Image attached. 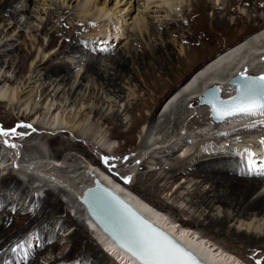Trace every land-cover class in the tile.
Segmentation results:
<instances>
[{"label":"rangeland","instance_id":"1","mask_svg":"<svg viewBox=\"0 0 264 264\" xmlns=\"http://www.w3.org/2000/svg\"><path fill=\"white\" fill-rule=\"evenodd\" d=\"M69 1L70 0H46L45 4H43L41 0H21V3L15 6V11L24 9L25 6H27L28 13L23 14L24 16L21 14H13L15 15L13 18L7 17L0 20V46L5 42L13 44V46L9 48L14 49V52H12L13 54L11 52L8 53L11 56L26 52L32 54L26 71H23L22 73H19V58L16 60H10V58L5 57L0 64V76L6 73L8 76H13L15 77L14 79H17L13 83H7L6 86L5 83L0 86V103L4 102L6 106L4 109L0 108V128L8 132V135H0V180L9 175L17 176L24 185V188H29L28 190L35 192V195L38 196L40 201H44L47 193L53 191L61 198L64 205L63 210L58 214V217L65 218L66 216H69L75 220L76 224L68 226L64 231L62 229L58 230V232L56 229V232L53 235L51 234V228L45 230L49 239L52 241L58 239L61 248L55 251L51 248L45 249L42 254L38 255L40 257L39 264H52L56 260L61 261L63 256H66L72 251V244L68 239L69 235L71 232L73 233L76 231L77 226H82V221L84 222V220H82L81 214H79V209L75 202V195L70 192L73 189L78 188L82 178L81 174L84 172V167L89 165H93L99 168V170L108 172L113 179L116 177L120 180L125 179L129 182V185L131 183L136 184V181H139V183L135 185L136 187H132L131 190L161 210L170 220L181 224L185 228L193 229L199 235L206 237L207 240L217 245V247L224 250L226 253L239 258L245 264H264L263 243L254 246L245 242L240 243L234 237L231 238L228 236V238L232 240L230 244L216 234L206 230L205 226L202 227L194 224L195 217L200 216L202 210L198 211L195 207L193 208L191 205L189 206L186 201H175L173 198L170 199L171 194L180 184L184 185L186 188L185 192L187 193L189 190L191 191V189L195 188L193 186L199 179L192 177L191 175L180 174L175 180L170 181V186L166 191L157 193L154 192V190L150 191L145 189V186H149L154 180L149 176L150 172H157L159 176L164 173L161 177H164L163 179H168L170 176H167L168 168H171L175 163L174 159H167L165 155L163 157V155L159 153V149L162 148V145L155 144L154 137H158V131L162 126L164 127L163 123L165 122V118L163 117V111L165 109L158 113L162 105L197 70L202 68L220 53L264 28V25L252 20L253 23L251 24L255 26V30L247 32L243 29L245 21L242 19V22L237 21L240 26H233L230 31L221 33V31L215 27L216 17L214 20L208 17V14L212 16L213 11L220 12V10L207 9L205 11V17L207 20H203L204 13L203 16L197 15L191 18L190 13L192 9H195L201 0H185L181 9L180 7L177 8L180 12L177 13V16L175 17L169 16L170 14L164 10L159 12L157 9L152 10L153 12L150 13V17L147 18V21L148 23L151 22V28L154 30L157 28V31L153 32V35H149L151 36L150 38L148 32L147 36L140 33L138 34L139 30L134 23V17L132 19H129L128 17L126 18L127 21L123 22L121 19H118L120 14L115 15V17L110 16L115 8H113V11H111L108 17L106 16L102 19L92 20L89 17L84 16V13L80 12V7H77L81 4V0H78L77 2H75V0ZM101 1H107L109 4L111 3V8L116 2L115 0ZM131 1L132 0H130V2ZM207 1L213 2L216 0ZM218 1L219 3L224 2V6L228 3V0ZM132 4H135L136 9L139 7L142 8L144 0H133ZM65 8L68 9L69 12L68 15L65 16L66 28L71 31H74L76 27L81 29L75 33L73 32V34H76L75 43L82 49V54H63L61 51V46L63 44L62 37H59L54 44L49 46L53 41L52 30L50 29L54 26L57 27L60 25V23H58V18ZM240 8L243 9L242 7ZM41 9H44V11L42 12ZM15 17L17 18V21L20 22V25H15ZM233 18L236 17L233 16ZM247 21L248 24H250L251 20L248 19ZM173 23L176 24L172 25ZM202 24H204V26H202ZM165 26L170 27L172 29L171 32H168L169 28H166ZM179 26L183 31L179 32ZM45 27L49 29H43ZM142 31H144V29H142ZM174 31L176 33H173ZM175 40L176 43L174 44ZM181 46H184V53L182 54L180 53ZM157 48L159 49V53L157 56L154 55V58L150 57V62L147 65V68L135 65L132 67L133 73L131 72L128 76H122L123 79L120 81V88H123L124 90L121 98H117L110 94L103 96L102 92L96 96V91L95 96H85L84 99H82L81 105H83V109H81V105L79 106L78 103L71 104L73 101L72 99H70L71 101H67L66 106L65 103H61L63 94L59 96L60 100H55L56 97L52 100L53 97L51 96L44 101V96H40L42 90L40 85L45 80L43 76L44 71L42 70L41 65L50 59H52L55 64L63 62L64 59V61L72 65L69 70V75L71 77L75 76L80 79L83 76L81 82H83V84H87L88 82L89 85H91L93 84L95 77L86 72V61L92 59L90 55H93L94 53L97 55L101 50L107 49L104 54L105 57L116 56L119 52H122L123 55H128L126 57H129L132 54L140 56L145 50L150 51V49L156 50ZM8 67H13L10 72ZM109 67L108 71L111 72L112 70V73H114L115 69L113 70V66L110 64ZM13 71L15 73H12ZM38 73H40L39 77L28 81L29 78H34ZM146 76L152 78V80L147 78L149 83H146L143 80ZM35 81L37 82L34 83ZM152 81L158 82L162 90L157 92L150 89L148 84ZM61 87H63V85ZM68 88L69 87L67 86L66 91ZM148 91V95L152 98L160 97L161 100L157 111L155 112V114H157V120L155 124L151 125L154 131L148 123H144L141 124V126L139 125L140 129H137V132H134L135 135L133 141H130L127 137L115 138V130L112 129L113 127H108L103 120L94 117L96 106L100 109L102 105H105L102 107L101 111H105L107 107H110L105 115L111 117L113 115L112 113L119 111V113L122 114V121L124 123L123 127L119 128L120 132L123 134H127L128 132L131 133L134 131L131 122L135 118V115L130 112L126 114L124 112L125 107L128 104H133L137 98H142ZM124 96H127L125 100H123ZM69 97L71 98V96ZM101 97L105 100L102 99L103 101H100L99 99ZM146 97L147 95L145 98ZM50 104L54 105L51 113L56 109L58 104L61 106L57 113H55L56 116L52 117L51 114H48L49 116L47 117L46 113ZM131 106L132 105H130V107ZM187 106L188 105H186L184 110V116L182 115L181 118V126L184 129H187H185L186 131H181L185 134L194 131L196 133H201L204 137L191 138V145L189 143L188 145H180V148H177V151H183L175 157H180L187 151H189L191 155H194L193 158L206 155L204 152L207 154L222 152L239 158L241 164L235 162L236 158H233L234 160L229 159V163L231 165L230 167L239 168V172L243 173L240 175L241 177L247 178L246 176L251 175L264 178V171H261V173H249L248 169L244 166L247 162H249L248 165L251 166V161L249 159L245 160V158H247V153L250 151L253 152L254 148L256 149L258 147L255 151V155L262 156V153H264V130L262 129L261 132H255L248 129L249 127L255 129L257 124L261 126L263 123H257L258 121H254L255 123H251L249 126L239 127L235 130H231L229 134L224 137L216 138L223 129L228 128L218 127L217 129H213V124L206 122L201 128H193V130L188 129L192 127L191 117L195 112L198 114V112L201 111L202 113H199L204 114L205 116L207 114L204 113L205 110L202 107H199L198 103L195 106L192 104L188 107ZM92 108L93 110H91ZM36 109H43L41 111V113H43L41 118H39L40 114L35 116L34 119L32 117L27 121L23 120L24 118H20V115L24 111L29 113L31 110L33 111ZM190 111L192 112L190 113ZM37 123L40 126L36 125ZM12 129H15V132H12ZM167 131L168 130L166 129V132ZM181 131H177L175 136H173V134L168 136L165 133L164 135L168 137V142L170 141L173 144L178 138L176 137V134H181ZM140 132L143 134L140 135ZM32 134L48 137L61 134L65 141L69 140L71 143H74L73 145L80 144L81 147L78 149L72 148L69 151H63L60 157L53 159V152L46 141L40 138L26 141V138ZM149 134L150 136H148ZM168 134H170V131ZM161 136H163V133ZM145 138L146 143L149 146H147V144L141 146V140H145ZM203 140L205 144L203 143ZM168 142L167 145L170 146ZM25 145L29 146V148ZM34 145L38 146V149L32 148ZM167 145H165V148H167ZM197 146L200 148H196ZM99 148H101V150ZM195 149L197 152L201 150L202 154L197 153ZM151 155L152 158H150ZM90 156L95 159V163ZM142 164H144V166H142ZM240 167L242 168L240 169ZM115 181L117 180L115 179ZM163 181L165 182L166 180ZM159 185L161 184L159 183ZM209 188V184H204L202 189L206 190ZM4 193L5 191L0 189V207H8L13 210L17 209L21 214H27L35 205V201H31V198L28 197L27 193L24 195V193L16 191L8 197L5 196ZM261 193H264V188L256 195ZM256 195L254 196L256 197ZM172 205L179 209L176 214L168 208L172 207ZM218 207L219 206H217L213 212L206 210L205 214L211 213L214 217L222 216L223 210ZM229 213L231 214L232 212ZM9 218L10 217L7 216V214L2 215L0 217V227L3 223H8ZM189 224L192 225L188 226ZM231 229L246 233L255 232L263 236L264 214L257 217L252 215L247 218L233 217ZM42 230L43 229L38 230L33 228L25 234L18 233L19 235L17 234L16 237L11 239V242L13 243L16 240H21V242L18 243L21 244L23 240L28 242L26 237H29L30 242L33 243L32 246L23 245V247L19 248L21 250L19 255L21 257H29L30 254L35 252L36 246L39 247V249L43 248V244L41 243L44 240ZM83 234H86L85 236L89 241L92 240V238L97 241L92 231L83 228ZM99 243L100 242H97L96 245L101 247ZM232 243L236 246L232 245ZM96 245L93 244L94 248L98 251ZM2 264L21 263L14 261V259L10 257L8 259L6 258ZM60 264L66 263L61 261Z\"/></svg>","mask_w":264,"mask_h":264},{"label":"bare ground","instance_id":"2","mask_svg":"<svg viewBox=\"0 0 264 264\" xmlns=\"http://www.w3.org/2000/svg\"><path fill=\"white\" fill-rule=\"evenodd\" d=\"M41 1L43 4H45L46 2V0ZM77 1L78 0H75V2ZM115 1L116 2L114 3L112 8L110 7L111 3L109 4V2L107 1L102 2L101 0H81V4L79 3L80 5H78L77 7H80V12L84 13V16H87L92 20L102 19L106 16L108 17L111 11H113V8H115L114 12L110 16L115 17V15L120 14V16H118V19H121L123 22L127 21L126 18L128 17L129 19H132L134 17V23L137 25L139 30L138 34L140 33L144 34V36H147L148 32L149 36L153 35V32L157 31V28L156 30L152 29L151 22L148 23L147 21V18L150 17V13L153 12V9H157L158 12L164 10L170 14L169 16L175 17L177 16V13L180 12V10H177V8L180 7L181 9L185 2V0H144L143 7H139L138 9H136L135 4H132L133 0L131 2L130 0ZM19 3H21V0H0V20L7 17L13 18L17 14L23 15L28 13L27 6H25L24 9L15 11V6ZM223 4L224 2L219 3L218 0L213 2L201 0V2L198 3L196 8L192 9L190 13L191 18L197 15L203 16L204 13L203 20H207V18L205 17V11L207 9H218L220 10V12L213 11L212 16L208 14V17L212 20H214V18L216 17L215 27L219 29L221 33L230 31L231 27L233 28V26H240L237 21L242 22V19H244L245 21L243 24V29H245L247 32L255 30V26L251 24L253 23L252 20H254V22L257 21L261 25H264V0H228L226 6H224ZM239 6L243 9H241ZM41 11L43 12L44 9H41ZM68 13V9L65 8L58 18V23H60V25L57 27L54 26L50 29L52 30L53 41L51 44H49V46L54 44L59 37H62L63 44L61 46V51L63 54H82V49L78 46V44L75 43L76 34H73V32L75 33L80 28L76 27L74 31L68 30L66 28L65 16H67ZM233 16L236 18H233ZM248 19L251 20L250 24H248ZM14 20H16L15 25H20V22L17 21V18ZM175 24L176 23H173L172 25ZM202 26H204V24H202ZM166 28H169L168 32H171L172 29L170 27L167 26ZM43 29L48 30L49 28L45 27ZM142 29H144V31H142ZM181 31L183 30L179 26V32ZM173 33L176 32L174 31ZM149 37L151 38V36ZM175 43L176 40L174 41V44ZM12 46L13 44H10L8 42H5L0 46V64L1 62H3V59L5 57L10 58V60H16L19 58V73H22L23 71H26L28 62L32 57V54L26 52L23 54H16L14 56H11L8 53L14 52V49H9ZM183 48L184 46H181L180 48L181 54L184 53ZM106 50L107 49L101 50L97 55L95 53L93 55H90L92 59L86 61V72L95 77L94 82L91 85H89L88 82L87 84H83V82H81L83 76L80 79L75 76L71 77L69 75V70L71 69L72 65L68 64L66 61H64V59L63 62L57 64L53 63L52 59L44 62L41 66L42 70L44 71L43 76L45 80L40 85L42 87L40 96H44V101L51 96L53 97L52 100L55 97V100H60L59 96L63 94V99L61 100V103H65V106L67 104V101H69L70 99L73 100L71 104L78 103L80 106L82 99H84L85 96H95L96 91V96H98L102 92L103 96L106 94H110L116 96L117 98H121L122 92L124 90L123 88H120V81L123 79L122 76H128L132 72V67H134L135 65L138 67L143 66L147 68V65L150 62V57H153L154 55L157 56V54L159 53V49L157 48L156 50H145V52H143V54H141L140 56L132 54L129 57H126L128 55H123L122 52H119L118 54H116V56L105 57L104 54L106 53ZM109 63L113 66V70L115 69L114 73H112V70L111 72L108 71L110 68ZM8 68L10 69V72L13 67ZM12 73L15 72L13 71ZM40 73H38L34 78H29L28 81L36 79L37 77H39ZM239 74L260 75L264 77V28L254 33L250 37L244 39L243 41L239 42L238 44L232 46L231 48L225 50L224 52L220 53L211 61L206 63L202 68L197 70L184 84H182L172 94V96L162 105L158 113L160 111L162 112V110L165 109L163 111V117L165 118V122L163 123L164 127L162 126L158 131V137H154L156 142L155 144L162 145V148L159 149V153H161L163 157L165 155L167 159H174L175 163L173 162L174 165H172L171 168H168L169 170L167 171V176L170 175L168 179H163L164 177H161L164 173L159 176L157 172H150L149 176L154 180L149 186H144L146 190H154V192L158 193L166 191L167 188H169L170 186V181L175 180L180 174L188 176L191 175L192 177L199 179L197 180V182H195L193 186L195 188L191 189V191L189 190L187 193L185 192L186 188L184 187V185L180 184L173 191L170 199L173 198L175 201H186L189 206L191 205V207H195L198 211L202 210L200 216L195 217L194 219L195 225L197 224L198 226L202 227L205 226L206 230L216 234L217 236L221 237L230 244L232 240L228 238V236L231 238L234 237L240 243L245 242L249 245L255 246L262 243L264 244V235L262 236L255 232L246 233L237 231L235 229L233 230L231 229V223L233 217L247 218L248 216L250 217L252 215L257 217L264 214V193L256 195L259 191L264 188V178H259L251 175L246 176L247 178L241 177L240 175H242L243 173L239 172V168L230 167L231 165L229 163V159L236 158L235 162L241 164L239 158L233 157L232 155L222 152L212 154L208 153L210 154L208 155L203 151L206 155H201L202 157L193 158L194 155H191V153L187 151L180 157H175L183 151H177V148H180V145L182 146L184 144H190L191 138L204 137V135H202L201 133H196L194 131L186 134L181 131H186L185 129H187H184L181 126V118L182 115L185 113L184 110L186 105L190 106L192 104L193 106H195L197 103L199 104V98L203 95L204 91L214 85H219L221 87L222 98H230L234 95L235 88L230 86L229 80ZM14 78L15 77L8 76L6 73H4L2 76H0V86L3 83H5L6 86L7 83L15 82L17 79ZM147 78L149 77L146 76V78H143V80L146 83H149ZM149 79L152 80V78ZM153 81L148 84L149 88L153 91H161L162 88L159 83ZM36 82L37 81H35L34 83ZM62 85L63 87H61ZM67 86L69 88L66 91ZM148 93L149 91L142 98H137L133 104H130L132 105L131 107L129 104L125 107L124 112L126 114L130 112L134 113L135 115V118L131 122V126L133 127L134 131L131 133L128 132L127 134H123L120 132L119 128L123 127L124 123L122 121V114H120L119 111L112 113L113 115L111 114V117L105 115V113L110 107H107L105 111H101L102 107H104L105 105H102L100 109L96 106L94 111V117L98 118L99 120H103L104 123L108 125V127H113L112 129L115 130V138L127 137V139H129L130 141H133L135 135L134 132H137V129H140L141 124L148 123V125L151 126L155 124L157 120V114H155V112L157 111L161 100L160 97L152 98L150 95H148ZM146 95L147 97L145 98ZM2 96L5 97L4 95ZM69 96H71V98ZM126 97L124 96L123 100H125ZM102 99L105 100L103 97H101L99 100L101 101ZM5 107V103L1 102L0 108L4 109ZM53 107L54 105L52 104H50V106L48 107L46 113L47 117L49 116L48 114H51L52 117L56 116L55 113H57V111L61 108V106L58 104L56 109L51 113ZM199 107H202L205 110L204 113H206L207 115L205 116L204 114H201V111H199L201 113L198 112V114H196L195 112L196 115L193 114L191 117L192 127L188 128L190 130H193V128H201L202 125L206 122L213 124V129H217L218 127H227L228 129H223V131L219 133L216 137L221 138L229 134L231 130H235L239 127L249 126V124L255 123L254 121H258L257 123H263L261 125L262 127L257 124L255 129L249 127V130L255 132H261L262 129L264 130V112H257L251 115L241 114L222 122H213L211 119L209 108L207 106L200 105ZM80 108L83 109V105H81ZM42 110L43 109H36L33 111L31 110V112L29 113L24 111L20 115V118H24L23 120L27 121L30 120L32 117L34 119V117L38 114H40L39 118H41L43 114L41 113ZM91 110H93V108ZM191 112L192 111H190V113ZM172 115L175 117H173ZM36 125L40 126L38 123ZM166 129L168 130L167 132ZM169 131L170 134H168ZM177 131H181L183 134H176V137L178 138L175 140V143L173 142L172 144L170 141L169 143L168 137L166 135L171 136L173 134V136H175V133ZM162 133L163 136H161ZM164 133L166 135H164ZM141 134L143 133L140 132V135ZM148 136H150V134ZM36 138H40L50 145L51 150L53 152V159L60 157L63 151H69L72 148L78 149L79 147H81L80 144L73 145L74 143H71V141H65L61 134L52 137L37 136L35 134H32L26 138V141H30ZM167 142L168 144H170V146L167 145ZM146 144V138L145 140L142 139L141 146H145ZM165 145H167V148H165ZM147 146L149 145L147 144ZM198 147L199 146H197L196 148ZM27 148H29V146H27ZM32 148L38 149V146L34 145ZM101 148L99 149L101 150ZM256 149L254 148L253 152L250 151L249 153H247V158H245V160L249 159L251 161V166L248 165L249 162L245 163L244 165L245 168L248 169L249 173H261V171H264V153H262V156H257L255 155ZM197 153L202 154L201 150ZM150 158H152V155L150 156ZM91 159L95 163V159H93L92 157ZM142 166H144V164H142ZM241 168L242 167H240V169ZM81 175L82 178L78 185V188H75L73 190L70 189L73 191H71L70 193H73L75 195V202L79 209V214H81V218L82 220H84V222L82 221V226H77L75 232L70 233L68 239L69 242L72 244V251L66 256L62 257V262H65L66 264H117L118 260L124 264H145V262L142 261V259H140L138 256H136L134 252H132L120 242L115 240L107 232H104V230H102L100 226H98L94 221L90 220L86 216L85 206L82 202V198H84L90 188H93L95 186L96 180H99L101 184L107 187L111 186L112 189H115L125 200L131 203L132 206L136 207L138 211H140L146 218L157 224L162 229H165L167 232H169V234L173 235L183 245H185L187 248H189L191 251H193L195 254H197L200 258H202L209 264H245L239 258L226 253L224 250L217 247V245L207 240L206 237L199 235L193 229L185 228L181 224L170 220L161 210L153 206L151 203L147 202L137 193L133 192L131 190L132 187H136L135 185L139 183V181H136V184L131 183L129 185L128 181H126L125 179H117L116 176L115 179L117 181H115L113 177H110L108 172L99 170V168L93 165L84 167V172ZM163 180L166 181L164 182ZM159 183L161 185H159ZM204 184H209L210 188L203 190L202 188ZM0 189H3L5 191L4 194L7 197L12 195L16 191H19L20 193H24V195L27 193L28 197L31 198V201H35V205L30 209L27 214H21L17 209L13 210L8 207H0V209L2 208L0 211V217L4 214H7V216L10 217L9 222L6 224L3 223L0 227V264H2L6 258L8 259L10 257H12L14 261H18L21 264H39L40 257L38 255L42 254L45 249L51 248L53 251H55L61 248L58 239L54 241L49 239L47 233H45V230H49L51 228V234L53 235L56 232V229L57 231L62 229L64 231V229L68 226L76 224L75 220L69 216H66L65 218L58 217V214L63 210L64 205L61 201V198L58 197L57 194H55L53 191H49L45 197V200L40 201L38 196L35 195L36 193L28 190L29 188H24V185L15 175H9L0 180ZM254 195H256V197ZM87 205L90 208L98 211L99 214H101L102 216H104L106 220L110 222L111 227L115 229L119 233V235L128 242L127 218L128 213L130 211L126 209L123 205H121L116 200V198L108 191V189L104 187H99V189H93V191H91V193L87 197ZM217 206H219L218 208H222V216L214 217V215H211V213L205 214L206 210L213 212V210ZM168 208L174 214L179 211V209H177V207H174L173 205L172 207ZM229 212L232 213L230 214ZM190 225L192 224H189L188 226ZM89 227L91 228L97 241L93 240V238L89 241L85 236L86 234H83V228L90 230ZM33 228H36L38 230L43 229L42 236L44 240L41 242L43 244V248L39 249V247L36 246L35 252L30 254L29 257H21L19 255L21 253V250L19 248L23 247V245L32 246L33 243L30 242L29 237H26L28 242L23 240L21 244H18L19 242H21V240H16L13 243L11 242V239L13 237H16L18 233L25 234L31 231ZM95 242H100L99 244L101 245V247H98ZM93 244L96 245L98 251L94 248ZM232 245L236 246L233 243ZM61 261L56 260L52 264H60ZM194 264L197 263L194 262Z\"/></svg>","mask_w":264,"mask_h":264},{"label":"snow or ice","instance_id":"3","mask_svg":"<svg viewBox=\"0 0 264 264\" xmlns=\"http://www.w3.org/2000/svg\"><path fill=\"white\" fill-rule=\"evenodd\" d=\"M257 112H264V77L249 85L240 103L232 105L224 114ZM0 135L8 132L0 128ZM127 237L129 250H135L145 264H194L189 253L132 212L128 213Z\"/></svg>","mask_w":264,"mask_h":264},{"label":"water","instance_id":"4","mask_svg":"<svg viewBox=\"0 0 264 264\" xmlns=\"http://www.w3.org/2000/svg\"><path fill=\"white\" fill-rule=\"evenodd\" d=\"M263 77L260 75H247V74H239L229 80L230 86L235 88V93L230 98L224 99L221 97V87L219 85H214L208 89H206L203 93V95L199 98V105L200 106H207L210 110L211 119L213 122H222L229 118H232L234 116L241 115L243 113H236L234 115H225L224 113L227 111L228 108H230L232 105L240 103L241 98L243 94L245 93L247 87L249 85H252L254 82L258 81V78ZM99 187H104L108 189V191L116 198V200L123 205L126 209H128L130 212L137 215L139 218L144 220L145 222L150 223L156 230L161 232L164 236H166L168 239H170L173 243H175L178 247L184 249L187 253H189L193 259L194 262L197 264H209L202 258H200L197 254H195L193 251H191L189 248H187L185 245H183L179 240H177L173 235L169 234L165 229H162L157 224L146 218L138 209L134 206H132L131 203H129L127 200H125L115 189H112L111 186H105L99 182V180H96L95 186L93 188H90L87 191V194L82 198V202L85 206V214L86 216L94 221L104 232H107L109 235H111L115 240L120 242L122 245L127 247L128 242L123 239L119 233L113 229L110 225V222L106 220L104 216L99 214L98 211L90 208L87 205V197L93 191V189H99ZM140 258V256L137 254L135 250H131ZM141 259V258H140ZM143 261V260H142Z\"/></svg>","mask_w":264,"mask_h":264}]
</instances>
